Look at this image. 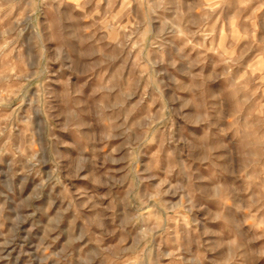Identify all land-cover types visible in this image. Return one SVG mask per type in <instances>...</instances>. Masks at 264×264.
Here are the masks:
<instances>
[{
    "label": "clouds",
    "instance_id": "clouds-1",
    "mask_svg": "<svg viewBox=\"0 0 264 264\" xmlns=\"http://www.w3.org/2000/svg\"><path fill=\"white\" fill-rule=\"evenodd\" d=\"M0 264H264V0H0Z\"/></svg>",
    "mask_w": 264,
    "mask_h": 264
}]
</instances>
